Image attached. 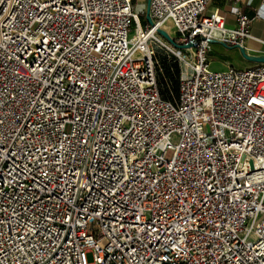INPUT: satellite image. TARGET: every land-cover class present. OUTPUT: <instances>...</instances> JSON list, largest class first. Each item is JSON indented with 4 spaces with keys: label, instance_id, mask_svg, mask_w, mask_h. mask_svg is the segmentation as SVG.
Instances as JSON below:
<instances>
[{
    "label": "built area",
    "instance_id": "built-area-1",
    "mask_svg": "<svg viewBox=\"0 0 264 264\" xmlns=\"http://www.w3.org/2000/svg\"><path fill=\"white\" fill-rule=\"evenodd\" d=\"M206 2L0 0V264H264V64L210 70L252 19Z\"/></svg>",
    "mask_w": 264,
    "mask_h": 264
},
{
    "label": "crops",
    "instance_id": "crops-1",
    "mask_svg": "<svg viewBox=\"0 0 264 264\" xmlns=\"http://www.w3.org/2000/svg\"><path fill=\"white\" fill-rule=\"evenodd\" d=\"M215 11L224 17L228 29L236 26V13L251 18L250 38L245 42V50L251 56H264V0H207L205 13L208 15ZM209 61L220 71L229 67L246 69L254 65L246 61L238 50L218 43L212 45Z\"/></svg>",
    "mask_w": 264,
    "mask_h": 264
},
{
    "label": "trees",
    "instance_id": "trees-1",
    "mask_svg": "<svg viewBox=\"0 0 264 264\" xmlns=\"http://www.w3.org/2000/svg\"><path fill=\"white\" fill-rule=\"evenodd\" d=\"M156 61V78L160 96L164 100H175L179 94L181 76L179 64L173 56L166 52L161 55L156 51Z\"/></svg>",
    "mask_w": 264,
    "mask_h": 264
},
{
    "label": "rangeland",
    "instance_id": "rangeland-1",
    "mask_svg": "<svg viewBox=\"0 0 264 264\" xmlns=\"http://www.w3.org/2000/svg\"><path fill=\"white\" fill-rule=\"evenodd\" d=\"M145 7H146V0H135V9H136V12L140 15V21H141V25L142 26H144L147 23V21H146V12H145L146 8ZM132 35H133V32H131L129 34V38H131ZM158 36L161 37L162 40L167 41L164 37L160 36L159 34H158ZM171 36L174 39L176 38V34H175L174 30L171 31ZM156 51L159 52V54H161V55L163 54V52H166L164 49H162L159 46L156 47ZM167 54H169V53H167ZM163 56H165V55H163ZM159 66H161V63H159ZM236 69H242V68L237 67ZM210 70H212V71H220L215 65L210 66ZM166 157L170 158L171 157V152H168ZM86 257H87V261L89 263H91L92 262V255L91 254H87Z\"/></svg>",
    "mask_w": 264,
    "mask_h": 264
},
{
    "label": "water",
    "instance_id": "water-1",
    "mask_svg": "<svg viewBox=\"0 0 264 264\" xmlns=\"http://www.w3.org/2000/svg\"><path fill=\"white\" fill-rule=\"evenodd\" d=\"M149 3L150 0H146V21L149 24H152V21L148 15V10H149ZM157 33L164 37L168 42H170L171 44L175 45L176 44L169 38V36L166 34V32L162 31V30H158ZM240 54L241 56L248 62L253 63V64H264V56H251L248 55L247 52L244 49H240Z\"/></svg>",
    "mask_w": 264,
    "mask_h": 264
}]
</instances>
